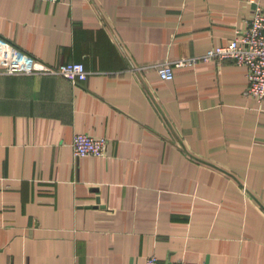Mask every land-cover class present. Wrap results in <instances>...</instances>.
<instances>
[{
	"label": "crops",
	"instance_id": "obj_1",
	"mask_svg": "<svg viewBox=\"0 0 264 264\" xmlns=\"http://www.w3.org/2000/svg\"><path fill=\"white\" fill-rule=\"evenodd\" d=\"M264 0H0V35L58 74L0 66V264H264V100L228 43ZM76 133L107 138L75 158Z\"/></svg>",
	"mask_w": 264,
	"mask_h": 264
},
{
	"label": "built area",
	"instance_id": "obj_2",
	"mask_svg": "<svg viewBox=\"0 0 264 264\" xmlns=\"http://www.w3.org/2000/svg\"><path fill=\"white\" fill-rule=\"evenodd\" d=\"M56 2L58 0H48ZM232 59L246 66L248 87L246 93L264 100V5L257 3L247 26L237 29L235 36L226 44L216 45L204 52L176 59H166L156 64H144L137 68H155L163 79H173L175 67L194 65L201 61ZM0 66L6 73L58 74L72 83L86 80L90 70L82 61L50 64L24 50L15 42L0 35ZM107 138L89 133H76L72 148L75 158L103 156L107 151ZM146 264H199L196 261L177 259L161 261L155 254L147 256Z\"/></svg>",
	"mask_w": 264,
	"mask_h": 264
}]
</instances>
